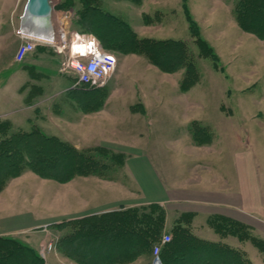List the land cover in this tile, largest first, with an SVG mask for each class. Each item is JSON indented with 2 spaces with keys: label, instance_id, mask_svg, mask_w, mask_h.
Segmentation results:
<instances>
[{
  "label": "rangeland",
  "instance_id": "obj_1",
  "mask_svg": "<svg viewBox=\"0 0 264 264\" xmlns=\"http://www.w3.org/2000/svg\"><path fill=\"white\" fill-rule=\"evenodd\" d=\"M102 1L107 11L122 16L140 37L186 40L199 72L197 82L184 90L181 80L185 69L165 71L151 62L143 52L122 53L107 47L117 57L114 73L106 83V89L86 97L68 89L64 98L45 107L41 105L42 98L52 97L58 90L51 88L46 91L40 85H75L74 73L62 72L58 67L49 74L43 69H29L31 75L26 80L28 83L22 90L18 89V94L19 97L26 98V104H32V109L27 112L24 107L17 106V124L14 129L39 130L45 135L73 144L78 150L89 152L88 146L81 145V148L76 145L81 141L76 134L80 133L84 123L89 122H73L72 118L80 117L83 113L79 107L80 101L91 108L93 104L97 105L96 108L106 105L116 112H112V115L105 113V117H98L100 114L96 113L93 117L98 120H94L92 125L97 123L104 126L102 121L106 120L107 131L110 132V120H116L118 116L120 123L133 129L136 134L133 139L134 147L139 149H111L102 146L106 149L100 150L102 154L96 155L99 160L114 153L123 156L121 159L114 157L115 163L109 166L111 169H106L101 175L96 174L100 177H107L109 174L110 178L105 190L104 182H95L98 195L110 196L108 199L113 200L125 197L126 193L117 189L120 185L140 192L139 182L134 174L123 165L127 156L135 158L144 152L164 182L177 180L216 188L227 186V182L231 185L236 174L242 175L239 180L248 182L255 173L264 198V38L243 29L237 22L235 13L239 0ZM26 2L27 0H0V5H6L2 18L7 21L2 23V29L9 24L10 13L18 21ZM80 4L79 0H52L54 24L57 26L62 16H68L70 27L80 30L74 24L72 7ZM196 37L205 41L203 47L196 42ZM22 42L14 36H8L3 42L8 45L2 48L3 54L15 52V46L18 49ZM50 48L55 52L52 45H49ZM60 57L63 60V56ZM16 62L19 64V61ZM6 80L7 73L4 71L0 74V81ZM19 81L22 79H18ZM60 103L69 105H65L64 112L57 116L55 110ZM58 108L60 110L61 107ZM230 133L238 134L242 149H147L157 140L170 138L194 139L217 147L215 144L227 139ZM108 136L104 139L106 144L121 147L120 138H113L111 134ZM239 154L242 159H248L245 161L254 164L251 165L252 174L249 164L246 169L245 166L241 170L236 169ZM105 161L108 163L111 159L107 158ZM3 165L0 161V169ZM73 175L80 176L77 172ZM3 177H0V238L11 239L34 249L46 264H78L72 258V246L66 243L71 239L64 237L71 236L72 225L69 223V226L62 228L58 224L61 217L58 214L56 187L61 178L46 177L31 168H26L15 176ZM117 204L119 202L114 203V206ZM162 206L168 216L167 207ZM30 215L37 218L32 220ZM68 220L72 219L66 221ZM205 230L203 234L218 237L212 228ZM257 233L258 237L264 239V234L259 230ZM14 245L16 244L5 246L7 249L1 250V261H10L8 254ZM127 246L125 247L128 248ZM244 248L245 255H250L254 264H264V253L258 245L249 241L244 243ZM85 250L90 252V247ZM16 253L17 258L20 255L23 258V253ZM181 262L179 260L175 263L182 264ZM19 263L24 264L23 261Z\"/></svg>",
  "mask_w": 264,
  "mask_h": 264
},
{
  "label": "trees",
  "instance_id": "obj_2",
  "mask_svg": "<svg viewBox=\"0 0 264 264\" xmlns=\"http://www.w3.org/2000/svg\"><path fill=\"white\" fill-rule=\"evenodd\" d=\"M79 1L82 4L72 6L74 24L80 30L96 33L105 48L122 53L143 52L165 71L185 69L181 80L184 90L197 82L199 72L186 40L140 37L122 16L107 11L102 0ZM235 14L243 29L264 38V0H239ZM195 40L203 47V39L196 37ZM87 149L89 152L78 150L73 144L39 130L14 129L12 121L0 118V161L4 164L0 169L1 178L15 176L26 168L46 177L64 180L74 177V172L101 175L115 163L114 157L121 159L123 156L114 153L99 160L96 155L102 154L100 150L106 148L96 146ZM107 158L111 159L108 163L105 161ZM166 217V210L160 203H150L68 220L71 222L64 220L58 224L62 228L69 223L72 225L71 236L64 237L71 239L66 243L72 246L71 254L76 263L122 264L150 246L152 252L153 246L161 243ZM192 217L190 213H183L175 222L172 239L162 247L164 264H177L175 262L179 260L182 264H254L242 248L198 236L193 230ZM210 224L221 235L233 234L242 241H253L264 253V239L255 235L248 225L227 217H216ZM11 244L16 245L8 254L10 261L0 260V264H22L20 261L24 264H46L34 249L11 239L0 238V252ZM89 247L90 252L85 250ZM16 252L23 253V258L22 255L17 258Z\"/></svg>",
  "mask_w": 264,
  "mask_h": 264
},
{
  "label": "crops",
  "instance_id": "obj_3",
  "mask_svg": "<svg viewBox=\"0 0 264 264\" xmlns=\"http://www.w3.org/2000/svg\"><path fill=\"white\" fill-rule=\"evenodd\" d=\"M4 8H6L5 4L0 5V74L6 71L7 80L3 82L0 81V118H8L14 123L15 128L17 124V106L24 107L27 112L32 109V104H26V98L19 97L20 95L18 94V89L22 90V87H25L26 83H28L26 80L31 75L29 69H43L44 72L49 74L51 71H56V67H58L59 70L63 60L60 55L53 52L51 48L49 49L48 44H38L36 50L29 53L23 61L19 62V64L15 61L14 57L18 46H15V52L6 53L4 55L2 48L8 46L3 43L5 39H7L8 36H14L19 42H22L23 38L19 34V29L22 26L27 30L23 25L24 11L20 14L18 21L16 19L14 20L10 13L9 17H11L9 18V22H7L9 24L2 29V23L7 21L2 18V11ZM11 11H13V8ZM58 61L60 62L58 63ZM18 79H22V81L18 82ZM40 86L46 91L51 88L58 90L55 95H52V97L45 99L42 98L43 101H41V105L45 107H50L54 105L56 100L59 101L60 98H64L65 91L68 89L75 90L79 95L81 94L85 97L89 94H94L106 89V86L103 88H78V86L74 84L68 85L63 83L60 86L56 83ZM65 105L69 104L60 103L56 106L55 111L57 116L61 115L62 111L64 112V109H66ZM96 106L97 105L93 104L91 108L90 105L86 106V104H82L81 101L79 102V107L82 109L83 113L80 117H73L72 121H88L89 123H84L81 126L80 133L76 134V136L81 139L79 144L76 145H79L81 148V145H86L89 148L108 146L111 149H139L134 147L133 139L136 137V134L133 129L122 122L120 123L119 118H117L118 116H116V120H110L112 123L110 132H108L109 130L106 127L108 123L106 120L102 121L105 123L104 126L97 123L92 125L94 120H98L93 117L96 113L100 114V116L97 115L98 117H105L107 116L105 113L111 114L112 112H116L115 109H108L106 105L103 108H96ZM58 107H61V111ZM103 130L105 134L103 133ZM110 134L113 138H120V148L112 146L111 144H106L104 139L105 137H109L108 135ZM237 136V133H230L227 139H222L215 144L217 147H214L212 143L205 144L194 139L170 138L162 141L157 140L147 149H242L240 137ZM117 146H119V144ZM146 156L147 155L143 152L141 155L135 156V158L132 156L126 157V162L123 166L126 169L129 168L134 174L135 179L139 182L141 191L130 190L129 187L120 185L117 189L120 190L121 193H126V196L121 197L120 199H108L110 196H100L96 191L97 182H104V184H106L103 190L109 186L107 183V180H110V178H108L109 174L107 177H104V175H102L103 177L96 176V174L88 176L76 175L68 180H58L56 188L58 214L61 217L60 222L70 218L75 219L86 215L100 214L121 208L160 203L166 206L168 210V216L164 228L165 233L170 232L173 234V226L178 217L183 213H190L193 215V230L198 236L228 243L234 248H242L244 250V243L249 242L250 240L242 242L237 235H221L210 224L212 219H215L216 217H227L240 222L242 221L248 224L249 229H251L255 235L258 234V230L264 234V198L260 192L259 178L257 174L253 173V169L251 168V165L254 164L251 161H245L248 159H242L241 154H239L236 159V169L241 170L242 166H245L246 169L247 164H249L248 168L254 176L248 182H245V180H239L242 176L241 174H236L231 185L227 182V186H218L216 188L204 187L191 182H178L177 180L170 183L167 181L164 182L158 176L153 163L149 161ZM236 177H238V180H235ZM116 202H119V204L114 206V203ZM30 218L35 220L37 217L34 218L33 215H30ZM30 224L32 225L33 222ZM208 227L212 228L218 234L217 238L203 234L205 231H208L205 230V228ZM151 249L152 247L150 246L148 250L146 249V251L139 256H136L135 258L133 257L132 260H127L122 264L151 263ZM251 258L252 257L249 255V259Z\"/></svg>",
  "mask_w": 264,
  "mask_h": 264
},
{
  "label": "built area",
  "instance_id": "obj_4",
  "mask_svg": "<svg viewBox=\"0 0 264 264\" xmlns=\"http://www.w3.org/2000/svg\"><path fill=\"white\" fill-rule=\"evenodd\" d=\"M58 22L50 34L31 32L21 26L19 34L23 42L17 49L15 60L23 61L38 44L52 45L55 52L63 56L60 70L73 72L76 86L104 87L116 68V55L104 48L94 33L72 29L68 16H62ZM171 239L172 234L165 233L161 243L154 246L152 264H164L162 246Z\"/></svg>",
  "mask_w": 264,
  "mask_h": 264
},
{
  "label": "water",
  "instance_id": "obj_5",
  "mask_svg": "<svg viewBox=\"0 0 264 264\" xmlns=\"http://www.w3.org/2000/svg\"><path fill=\"white\" fill-rule=\"evenodd\" d=\"M52 10V0H27L23 25L31 31H51Z\"/></svg>",
  "mask_w": 264,
  "mask_h": 264
},
{
  "label": "bare ground",
  "instance_id": "obj_6",
  "mask_svg": "<svg viewBox=\"0 0 264 264\" xmlns=\"http://www.w3.org/2000/svg\"><path fill=\"white\" fill-rule=\"evenodd\" d=\"M35 32H37V31H35ZM46 34H50V31H47V32H45Z\"/></svg>",
  "mask_w": 264,
  "mask_h": 264
}]
</instances>
